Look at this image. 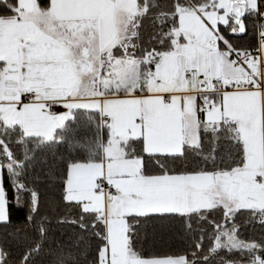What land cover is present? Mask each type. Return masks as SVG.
I'll use <instances>...</instances> for the list:
<instances>
[{
    "label": "snow or ice",
    "instance_id": "1",
    "mask_svg": "<svg viewBox=\"0 0 264 264\" xmlns=\"http://www.w3.org/2000/svg\"><path fill=\"white\" fill-rule=\"evenodd\" d=\"M42 186L80 233L51 264H264L244 235L264 231V0H0V227L27 208L14 264L48 244ZM156 222L186 247L138 250Z\"/></svg>",
    "mask_w": 264,
    "mask_h": 264
},
{
    "label": "trees",
    "instance_id": "2",
    "mask_svg": "<svg viewBox=\"0 0 264 264\" xmlns=\"http://www.w3.org/2000/svg\"><path fill=\"white\" fill-rule=\"evenodd\" d=\"M245 43H252L251 33L244 38ZM62 188L60 186H42L41 187V214L47 217L48 227V244L43 251L34 257V264H51L48 252L55 244L68 245L75 241L79 236L77 225L70 221L75 218V211L67 208L61 199ZM12 223L7 227H0V244L9 241V248L12 251V260L10 264H14L15 257L19 253V249L10 242V235L16 229L26 224L27 208L13 206L10 209ZM67 219L68 222H61ZM246 217H241V220ZM25 231L32 235L30 229ZM244 235L249 238H264V231L259 225H247ZM92 250L95 249V240L90 241ZM136 247L146 256H165L181 252L185 247V243L181 236L173 229L161 227L159 222L149 224L146 228L140 230Z\"/></svg>",
    "mask_w": 264,
    "mask_h": 264
}]
</instances>
